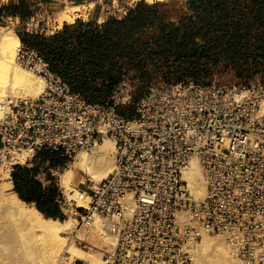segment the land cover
<instances>
[{
    "label": "built area",
    "instance_id": "1",
    "mask_svg": "<svg viewBox=\"0 0 264 264\" xmlns=\"http://www.w3.org/2000/svg\"><path fill=\"white\" fill-rule=\"evenodd\" d=\"M17 60L39 65L45 87L36 98L2 104L0 181L38 152L59 151L69 162L109 137L114 168L84 185L88 207H76L81 222L98 215L118 226L104 264H192L202 233L226 235L239 264H264V81L172 82L155 72L133 100L135 71L128 69L108 100L90 104L35 52L21 46ZM118 106H132L135 116H122ZM23 152L31 155L22 164ZM192 158L205 185L199 200L183 177ZM58 264L71 263L62 256Z\"/></svg>",
    "mask_w": 264,
    "mask_h": 264
},
{
    "label": "trees",
    "instance_id": "2",
    "mask_svg": "<svg viewBox=\"0 0 264 264\" xmlns=\"http://www.w3.org/2000/svg\"><path fill=\"white\" fill-rule=\"evenodd\" d=\"M47 1L0 3V26L8 17L30 20L37 3ZM177 2L139 0L122 15L103 22L78 18L50 34L15 32L22 48L35 52L70 93L90 104L108 100L125 70L138 71L148 62H160L168 71L193 77L219 61L247 79L264 69V0H185L183 13L169 17V8ZM130 109L117 107L122 116L133 118ZM36 159L48 161L49 168L67 161L61 152L50 150L38 152ZM36 174L35 167L16 166L10 175L12 190L45 217L65 219L60 209L64 197L53 177L48 173L51 183L43 187L34 179Z\"/></svg>",
    "mask_w": 264,
    "mask_h": 264
},
{
    "label": "bare ground",
    "instance_id": "3",
    "mask_svg": "<svg viewBox=\"0 0 264 264\" xmlns=\"http://www.w3.org/2000/svg\"><path fill=\"white\" fill-rule=\"evenodd\" d=\"M143 1L153 3L164 0ZM69 7L77 8L79 5ZM58 13L61 16L57 28L64 22L74 21V17L67 14L65 9ZM20 47L16 32L0 26V119L4 114L2 104L6 100L36 98L45 87L43 76L24 68L17 60ZM114 152L113 140L104 137L90 149L78 150L69 162L67 159V165L70 163V166L59 174L58 184L70 203L76 207H88V194L72 186L80 171L88 181L94 183L107 178L114 168ZM30 155V152L20 153L17 156L18 162L23 164ZM183 177L188 182L192 197L201 199L205 185L197 159L190 160ZM79 182L84 183L85 179ZM11 188V181L3 177L0 181V219L11 223L8 232L23 243L21 254L30 259L31 264H58L63 254L67 255L71 264L76 260L83 264H104V255L113 253L118 239L116 223L93 215L87 219L84 228L78 229V220L74 216L63 220L45 217L33 204L22 201ZM72 232L76 233L72 238L66 236ZM83 237L93 242L88 250L80 248L74 241V238ZM191 253L192 264H239L234 246L224 234L202 233L201 239L193 244Z\"/></svg>",
    "mask_w": 264,
    "mask_h": 264
},
{
    "label": "rangeland",
    "instance_id": "4",
    "mask_svg": "<svg viewBox=\"0 0 264 264\" xmlns=\"http://www.w3.org/2000/svg\"><path fill=\"white\" fill-rule=\"evenodd\" d=\"M7 1L8 0H0V3H6ZM137 1L139 0H80L79 2H76L74 0H50L37 5L35 17L31 19L27 25H21L18 21L7 20L4 21L3 27L11 28L12 30L18 31L20 33L24 31V28H29L30 30L37 31L39 33L50 34L55 31L57 29V26L59 25V17L61 16V14H59L58 11L62 9H65L67 14L74 17V20L79 15L78 18L84 19L83 21H88L90 19H97L100 21L105 20L107 17L110 16L122 15L128 7H131V5H133ZM184 1L185 0H178L177 3H175L169 8V17H172L174 14L183 13L184 7L182 3ZM74 4L79 5V7H69ZM22 66L24 68L29 69L24 65ZM34 72L37 75L43 76L44 78L43 72L39 65L35 67ZM155 72L161 74L164 79L172 82L181 80H194L199 83H209L211 81L217 80L236 82L247 79L244 76H237L235 68H233V66H231L229 63H226L225 61H219L216 64H209L206 72L201 73L195 77L185 76L180 72L173 73L172 71H168L160 62H148L143 66L142 69L136 71L135 74L131 76V81L133 83V99L140 97L146 91L148 82L150 81V77ZM249 79H251L252 81H264V69H262L258 74ZM131 111L134 112L133 109ZM91 147H89L88 149H90ZM34 158H36V156ZM69 166L70 163H68L67 165L66 161V164L53 169V173L56 172V174L52 176L54 179L53 184L56 188H59L61 190L64 200L66 201V206H64L67 208L65 212L66 218L69 216H74L78 220L76 228L80 229L86 226L85 224L87 219L81 222V220L77 218L76 212L83 213V208H80V210L76 209L75 204L70 203V201L67 199L66 195L63 193V190L58 184L59 174ZM86 178L87 177L83 174V172L80 171V174L77 176L75 183L72 187L81 190L85 189L84 185H87L89 183ZM81 179H85L84 184L79 182ZM3 221V219H0V264H31V260L21 254L24 248L23 243L18 239L13 238L8 232L11 227V225L9 224L11 223L8 220H5V222L7 223ZM75 234V232H72L71 234H68L66 236L72 238ZM74 241L77 246L84 250H88L89 247L93 245L91 239L87 237L74 238ZM63 256L67 255L63 254ZM75 262L77 264H83V262L80 260H76Z\"/></svg>",
    "mask_w": 264,
    "mask_h": 264
},
{
    "label": "crops",
    "instance_id": "5",
    "mask_svg": "<svg viewBox=\"0 0 264 264\" xmlns=\"http://www.w3.org/2000/svg\"><path fill=\"white\" fill-rule=\"evenodd\" d=\"M75 1V0H74ZM73 2V1H72ZM75 3V2H74ZM136 3V2H135ZM134 3V4H135ZM39 4H42V3H37V5H39ZM77 4H79V3H77ZM133 4V5H134ZM133 5H131V7L133 6ZM79 16V15H78ZM78 16L75 18V20L76 19H78ZM35 17V16H34ZM33 17V18H34ZM33 18H31V19H33ZM30 19V20H31ZM79 19H82V18H79ZM7 20H13V21H18V22H20V24L21 25H27L28 23H29V21L30 20H28V21H26V22H21L20 20H19V18H11V17H8V18H6V20L5 21H7ZM74 20V21H75ZM82 20H84V19H82ZM73 21V22H74ZM104 20H97V22H103ZM72 22V23H73ZM24 30H26V31H33V30H30L29 28H24ZM37 32V31H36ZM124 111H126L125 109H123ZM42 152V151H41ZM49 162L48 161H46V162H44V161H41L40 159H36V158H33V159H31L30 161H28L25 165H21V166H25V167H27V168H32V167H35V169L37 170V174L34 176V179H36V180H38L39 182H41V184H42V186L43 187H45V186H48L50 183H51V179L50 180H48V178H47V174L49 173V175H51V176H53L52 175V173H53V169L54 168H49L48 167V164ZM65 164V163H64ZM63 164V165H64ZM60 166V165H59ZM59 166H57V167H59ZM11 183H12V181H11ZM13 187H14V185H13V183H12V188L11 189H13ZM60 209H61V211L63 212V214L64 215H66V210H67V208L66 207H63V206H60Z\"/></svg>",
    "mask_w": 264,
    "mask_h": 264
}]
</instances>
